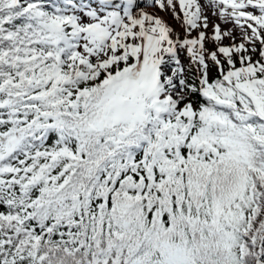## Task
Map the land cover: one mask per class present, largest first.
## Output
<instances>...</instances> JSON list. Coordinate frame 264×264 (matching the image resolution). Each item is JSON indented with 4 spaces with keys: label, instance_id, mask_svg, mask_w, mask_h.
Listing matches in <instances>:
<instances>
[{
    "label": "snow or ice",
    "instance_id": "snow-or-ice-1",
    "mask_svg": "<svg viewBox=\"0 0 264 264\" xmlns=\"http://www.w3.org/2000/svg\"><path fill=\"white\" fill-rule=\"evenodd\" d=\"M0 264H264V0H0Z\"/></svg>",
    "mask_w": 264,
    "mask_h": 264
}]
</instances>
